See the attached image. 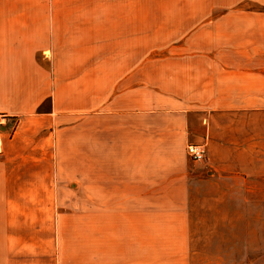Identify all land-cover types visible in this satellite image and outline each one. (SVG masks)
<instances>
[{
  "label": "crops",
  "instance_id": "0c3cea01",
  "mask_svg": "<svg viewBox=\"0 0 264 264\" xmlns=\"http://www.w3.org/2000/svg\"><path fill=\"white\" fill-rule=\"evenodd\" d=\"M0 112V264H143L144 217L188 250L198 181L264 163V0H0Z\"/></svg>",
  "mask_w": 264,
  "mask_h": 264
},
{
  "label": "rangeland",
  "instance_id": "374dc122",
  "mask_svg": "<svg viewBox=\"0 0 264 264\" xmlns=\"http://www.w3.org/2000/svg\"><path fill=\"white\" fill-rule=\"evenodd\" d=\"M231 120L230 115H225L220 122L221 125L229 124ZM248 128L249 132L254 129L255 149H262L264 147V137H261L264 134V112L256 113L254 123L249 122ZM228 130L220 132V135L225 140H232V134L236 131ZM237 134L239 137L242 136V132ZM197 144H203L206 150L205 143ZM258 153L256 159L262 156L264 158V155ZM241 183L239 189H236V186L229 188L223 183L220 184L222 187L219 189L211 186L215 193L222 190L221 195L215 196L224 199L212 201L209 198V192L206 193L208 188L201 183V179L198 181L194 200L189 204L190 214L194 215L191 225L198 232L191 235L189 242L192 248L188 250L177 249L176 246L182 244V235L167 232L169 229L161 227L162 225L157 235L149 234L150 229L146 226L144 217L143 244L146 246L152 242L157 245V248H144L143 264H264V163L256 161L254 175ZM174 205L173 203H143V210H156L159 213L158 221L166 222L168 219L163 212L172 210ZM86 210V202L77 200L64 202L63 213L66 218H69L64 220V223L71 222V215L78 216V212ZM81 225L83 224L78 223V227ZM177 241L180 243H174Z\"/></svg>",
  "mask_w": 264,
  "mask_h": 264
},
{
  "label": "built area",
  "instance_id": "2783aa9c",
  "mask_svg": "<svg viewBox=\"0 0 264 264\" xmlns=\"http://www.w3.org/2000/svg\"><path fill=\"white\" fill-rule=\"evenodd\" d=\"M8 115L0 112V127L7 124ZM186 155L188 158L195 162H204L207 159V154L205 146L203 144L197 143H188L185 148ZM1 145H0V154H1Z\"/></svg>",
  "mask_w": 264,
  "mask_h": 264
}]
</instances>
